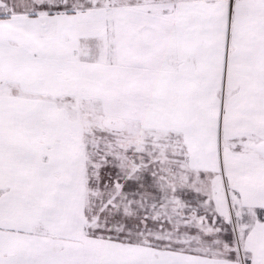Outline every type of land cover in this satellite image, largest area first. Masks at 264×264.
Masks as SVG:
<instances>
[{"label":"snow or ice","instance_id":"snow-or-ice-1","mask_svg":"<svg viewBox=\"0 0 264 264\" xmlns=\"http://www.w3.org/2000/svg\"><path fill=\"white\" fill-rule=\"evenodd\" d=\"M0 264H264V0H0Z\"/></svg>","mask_w":264,"mask_h":264}]
</instances>
